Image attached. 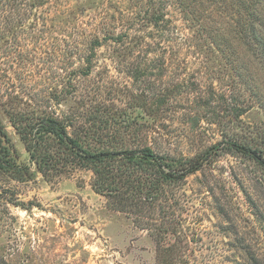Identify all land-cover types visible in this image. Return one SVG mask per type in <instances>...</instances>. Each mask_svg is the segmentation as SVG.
I'll list each match as a JSON object with an SVG mask.
<instances>
[{
	"label": "rangeland",
	"instance_id": "rangeland-1",
	"mask_svg": "<svg viewBox=\"0 0 264 264\" xmlns=\"http://www.w3.org/2000/svg\"><path fill=\"white\" fill-rule=\"evenodd\" d=\"M33 1L1 0L0 123L29 174H0V263L264 264V169L254 160L219 152L170 189L177 235L166 252L107 208L89 171L43 177L7 115L100 108L160 130L161 155L233 140L264 155V0H154L157 26L147 0Z\"/></svg>",
	"mask_w": 264,
	"mask_h": 264
},
{
	"label": "trees",
	"instance_id": "trees-1",
	"mask_svg": "<svg viewBox=\"0 0 264 264\" xmlns=\"http://www.w3.org/2000/svg\"><path fill=\"white\" fill-rule=\"evenodd\" d=\"M33 3L34 7H41L44 0ZM147 4L150 23L157 26L160 15L153 9L154 0H147ZM1 6L0 0V13L3 11ZM142 48L134 46L133 54L139 56L144 52ZM139 74L134 77H140ZM76 113L57 116L55 112L38 108L7 111L30 162L43 177L59 175L68 166L71 170L89 171L92 174L91 189L105 198L107 208L127 215L141 229L158 236V248L160 246L162 251L169 252L174 244L169 248L161 243L169 237L175 239L177 235L176 220L171 218L172 204L168 203L172 199L169 197L172 187L199 172L222 151L250 158L264 169L263 152L234 140L208 146L191 157L174 158L155 151L152 144L160 130H154L148 124L114 117L100 108L83 118ZM9 142L0 123V174L22 179L23 175L29 174V167L17 165ZM165 261L166 258L162 264ZM252 262L259 263L254 258Z\"/></svg>",
	"mask_w": 264,
	"mask_h": 264
}]
</instances>
